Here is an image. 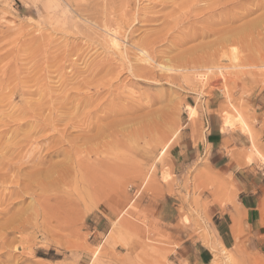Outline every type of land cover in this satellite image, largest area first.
Returning a JSON list of instances; mask_svg holds the SVG:
<instances>
[{
    "label": "rangeland",
    "instance_id": "374dc122",
    "mask_svg": "<svg viewBox=\"0 0 264 264\" xmlns=\"http://www.w3.org/2000/svg\"><path fill=\"white\" fill-rule=\"evenodd\" d=\"M214 1L0 0V264H264L209 160L264 168V0Z\"/></svg>",
    "mask_w": 264,
    "mask_h": 264
},
{
    "label": "crops",
    "instance_id": "0c3cea01",
    "mask_svg": "<svg viewBox=\"0 0 264 264\" xmlns=\"http://www.w3.org/2000/svg\"><path fill=\"white\" fill-rule=\"evenodd\" d=\"M216 147L223 144V136L212 137ZM207 142V145H213ZM264 143V138H263ZM237 146V145H236ZM238 147V146H237ZM211 158V159H210ZM210 164L217 168L220 177L225 179L237 193V210L243 217L242 225L246 230V242L259 249H264V168L262 171L255 164L237 166L223 150L211 152ZM241 162V160H240ZM231 209V208H230ZM236 220L231 217V220ZM241 220V219H240Z\"/></svg>",
    "mask_w": 264,
    "mask_h": 264
},
{
    "label": "bare ground",
    "instance_id": "6f19581e",
    "mask_svg": "<svg viewBox=\"0 0 264 264\" xmlns=\"http://www.w3.org/2000/svg\"><path fill=\"white\" fill-rule=\"evenodd\" d=\"M198 1V0H197ZM238 1H242V0H238ZM245 2H249L250 3V0H244ZM253 2V1H252ZM237 3V2H236ZM248 3V4H249ZM219 4H221V1H218V0H215L214 1V3L212 4V5H210L209 6V8H207V6H206V11H208V13L206 14V15H209L210 16V20H213L214 18H216L217 16H222V15H227V12H228V9H229V6H226L225 4H224V6L223 7H221L220 8V6H218ZM232 4V3H231ZM233 5L234 6H236V4H234L233 3ZM257 5V4H256ZM256 5H254V6H256ZM260 5H261V3H260ZM226 6V7H225ZM238 6V5H237ZM262 7V6H261ZM257 8H259V7H257ZM201 10V9H200ZM203 10H205V9H203ZM231 10V9H230ZM260 10V9H259ZM258 10V11H259ZM262 10V9H261ZM246 11H248V10H246ZM250 11H252L253 12V10H250ZM257 11V10H256ZM251 12V13H252ZM192 13V12H191ZM201 13V12H200ZM205 13V12H204ZM244 13V14H243ZM243 13L240 15V16H237V15H235V16H237V17H234L233 18V20H231L230 19V24H231V26L230 27H228V28H230V30L226 33V34H229L230 36L229 37H236L237 35H239L241 32H243L244 30L246 31V30H250V28L252 27V26H250V23L249 24H243V25H240V26H238V27H234V24H237L238 22H240L241 20H243V19H245V18H248V16L250 15V12H244L243 11ZM254 13V12H253ZM204 15V14H203ZM253 15V14H252ZM234 16V15H233ZM207 17V16H206ZM231 17V16H230ZM198 18V17H197ZM200 18V17H199ZM198 18V19H199ZM208 18V17H207ZM226 18V17H225ZM218 19V18H217ZM216 19V20H217ZM219 20V19H218ZM223 21H225L224 19H222ZM221 20V21H222ZM221 21L219 20V21H214V23H213V26L211 25H209V24H211V22L208 24V26H210V28L209 27H206V28H208V29H206V31H203L204 33L202 34V35H199V36H201L200 38H203V39H206V38H209V37H216V36H219V34H221L222 33V31H223V33H224V30L222 29V30H218L217 28H219V26H221V25H224L225 23H221ZM201 22V21H200ZM213 22V21H212ZM226 22V21H225ZM228 24V23H227ZM226 24V25H227ZM205 27V26H204ZM217 27V28H216ZM223 27V26H222ZM225 27V26H224ZM197 29H198V27H196ZM201 28V27H200ZM199 28V29H200ZM227 28V27H226ZM225 28V29H226ZM227 28V29H228ZM201 30H204V28L203 29H201ZM201 30H199L200 31V33H201ZM195 31V30H194ZM198 31V32H199ZM197 32V31H196ZM197 32V34H199ZM195 34V33H194ZM193 34V35H194ZM195 37H196V35H194ZM198 36V35H197ZM198 36V37H199ZM191 37V36H190ZM198 37H196V38H198ZM229 37H221V38H219L217 41H216V45L217 46H219V47H221V48H233L232 50H234V47L229 43V41H228V39H229ZM188 38V37H187ZM186 38V39H187ZM195 38V39H196ZM168 39V38H167ZM166 39V40H167ZM237 39V38H236ZM185 40V39H184ZM189 39H187V41H183V43L182 42H180L179 41V43H182V45H186V44H188V43H190L191 42V40H194V39H191V40H189ZM160 41V40H159ZM182 41V40H181ZM178 42V41H177ZM179 43L177 44L178 46H179ZM115 46L117 47V48H119L120 47V45L115 41ZM175 44V45H176ZM181 46V45H180ZM177 47V46H176ZM120 50V49H119ZM231 50V51H232ZM122 52V51H121ZM144 52H142V54H143ZM124 54V53H123ZM122 54V55H123ZM234 55V54H233ZM147 56V55H146ZM228 56H229V54H228ZM232 57V56H231ZM148 58V57H147ZM147 58H145V59H147ZM142 60V59H141ZM144 60V59H143ZM150 60H152V59H150ZM143 62V61H142ZM145 64H147V63H145ZM151 64V63H150ZM144 69V68H143ZM208 71H211L210 69L208 70ZM135 72V71H134ZM136 74V73H135ZM193 110V109H192ZM238 113V117H229L228 118V121H227V123H228V125L229 126H235L236 124H240V125H242V127H244V129L246 130V131H248V132H250V134L252 135V133H251V130H250V128H249V126H248V124H247V121H246V119H245V117L243 116V114H241L239 111L237 112ZM70 121V120H69ZM227 125V126H228ZM40 128V127H39ZM39 128H38V130H39ZM42 128V127H41ZM70 128V127H69ZM231 128V127H230ZM42 129H44V128H42ZM37 130V129H36ZM37 132V131H36ZM38 133H40L41 134V132H39L38 131ZM38 133H35V135L36 134H38ZM52 135V134H51ZM250 136V135H249ZM254 136V135H253ZM253 136H250L251 138H253ZM30 137V136H29ZM52 137V136H51ZM48 138H50V137H48ZM47 138V139H48ZM39 139V138H38ZM45 138H43V140H44ZM27 140V139H26ZM30 140V139H29ZM28 140V141H29ZM42 140V141H43ZM253 140V139H252ZM25 141V140H24ZM31 141H33V140H31ZM35 141H36V139H35ZM38 141V140H37ZM39 141H41V140H39ZM51 142V141H50ZM21 143V142H20ZM30 143H32V142H29V144ZM34 143V142H33ZM32 143V144H33ZM43 143V142H42ZM53 143V142H52ZM24 144V143H23ZM26 145H29V144H27V143H25ZM24 144V145H25ZM38 144H41V143H38ZM68 144V143H67ZM74 144H76V143H74ZM52 145V144H51ZM22 146V145H21ZM41 147H42V145H40ZM53 146V145H52ZM72 146V145H71ZM32 147H33V145H32ZM45 147V146H44ZM43 148V147H42ZM64 148V147H63ZM46 149H48V148H46ZM45 149V150H46ZM61 149V148H60ZM74 149V152L73 153H70V157H72L73 155H74V153H75V151H77V149H75V148H73ZM94 149V148H93ZM50 150V149H49ZM55 150V149H54ZM70 150H71V148H70ZM48 151V150H47ZM59 151L60 150H58V153H59ZM63 151V150H62ZM66 151V150H65ZM257 152V151H256ZM66 153V152H65ZM259 155L258 156H261L262 157V155H261V153L258 151L257 152ZM51 154V153H50ZM60 155H61V153H59ZM94 154H96V156L98 157L99 156V161H101L102 162V164H103V171H100V170H98V169H95V167H92L89 163H84V159L83 160H80L81 158H82V154H78L76 157H78V159L76 158V163L75 164H77V167H79V170H80V172H83V178H84V180L86 181V183L90 186V192H89V199L90 200H95V199H105V198H107L106 197V195H105V192H104V189H106V187H105V184L102 182V181H100L99 179H96V176H95V174L97 173V172H99V173H101V174H104V173H106V171L108 170L107 168H108V166H110V163L108 162V161H106L107 159L106 158H103L102 157V155H104L105 154V150L103 151L102 150V153L100 152V151H97L96 150V152H92V150L90 149V150H88L87 151V153H86V156L87 157H89V156H93ZM49 156H51V155H49ZM252 159H250V161H251ZM69 161V160H68ZM86 161V160H85ZM68 163V162H67ZM44 164H46V163H44ZM69 164V163H68ZM60 165V164H59ZM84 165H87L86 166V168H83V166ZM108 165V166H107ZM42 166V165H41ZM56 166H57V164H56ZM94 166V165H93ZM35 167V166H34ZM62 167V166H61ZM61 167H58V168H61ZM69 166H67L66 167V169L68 168ZM32 168V167H31ZM39 168V167H38ZM55 168V167H54ZM64 168H65V166H64ZM63 168V169H64ZM70 168V167H69ZM75 168V167H74ZM10 169H11V167H10ZM15 169V168H14ZM53 169V168H52ZM52 169H50L47 173H46V175L47 176H49V175H51V170ZM62 169V168H61ZM62 169V170H63ZM77 169V168H76ZM55 170V169H54ZM67 171H68V169H67ZM76 171V170H75ZM38 173L41 175V172H36V174H31L32 175V177L33 178H38ZM39 175V176H40ZM42 176H40L39 178H41ZM46 178H48V177H46ZM44 180V179H43ZM32 181H35L36 183H37V181L36 180H32ZM39 181V180H38ZM34 183V182H33ZM35 184V183H34ZM32 185V184H31ZM107 190V189H106Z\"/></svg>",
    "mask_w": 264,
    "mask_h": 264
}]
</instances>
